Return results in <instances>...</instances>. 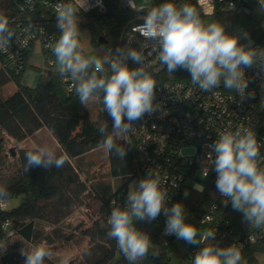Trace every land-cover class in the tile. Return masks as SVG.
Returning <instances> with one entry per match:
<instances>
[{"label": "clouds", "instance_id": "9594fccd", "mask_svg": "<svg viewBox=\"0 0 264 264\" xmlns=\"http://www.w3.org/2000/svg\"><path fill=\"white\" fill-rule=\"evenodd\" d=\"M99 4V0H97ZM93 5L90 0H60L55 6L56 28L59 36L53 46L56 68L62 79L73 82L79 102L88 106L99 101L103 111L113 124L99 125L100 147L124 162L132 145L131 134L136 123L145 115L151 116L161 110L156 101L157 80L148 63V55L157 57L171 75L186 70L193 85L203 92H211L221 86L233 91L241 100L251 98L249 79L245 69L256 66L264 74V47L254 44L246 33L226 31L219 20L205 22L201 11L189 2L163 0L150 7L140 18L142 23L133 26L151 48L147 52L141 42L135 46L124 45L106 49L103 54L86 55L81 41L80 23L82 13ZM234 5L229 4V10ZM264 11V6H262ZM13 22L0 12V50H9L13 42L27 45L32 33V23L24 30L22 40L10 26ZM245 39L246 43L240 41ZM129 61L137 65L129 67ZM208 157L216 172L215 186L223 198L222 204L241 213L242 222L254 228L264 226V154L254 128L239 125L219 131ZM24 171L33 167L61 169L68 160L66 153L58 154L49 144H33L24 152ZM208 171L203 174L205 177ZM173 187H177L174 185ZM194 188L203 191V185ZM187 190L185 197L188 196ZM10 193L0 186V201L7 200ZM169 189L164 186L160 174L153 168L139 180L133 181L122 206H114L107 220L106 235L115 240L118 250L130 264L147 261L157 252L152 247L150 234L136 227L138 221L151 223L163 214L166 217L164 236H175L197 247L190 264H246L242 245L232 243L220 246L217 232H199L186 222V208L182 202L169 204ZM24 264H46L56 255L47 242L24 244L19 249ZM71 254L58 257V264H71Z\"/></svg>", "mask_w": 264, "mask_h": 264}, {"label": "trees", "instance_id": "16d2710c", "mask_svg": "<svg viewBox=\"0 0 264 264\" xmlns=\"http://www.w3.org/2000/svg\"><path fill=\"white\" fill-rule=\"evenodd\" d=\"M163 1V0H162ZM196 6L193 0H181ZM23 0H0V12H3L13 22L10 26L16 31L34 18L38 10L34 8L21 9ZM102 10L90 11L82 16L88 19L87 27L91 33V42L95 47L113 49L119 46V38L126 23L132 18L129 10L122 8L117 0H103ZM159 2L156 0L149 7H145L141 12L146 11ZM264 0H254L250 5V27L246 33L248 39L257 43L264 41ZM38 17V16H36ZM48 28L58 38L59 32L56 28L55 15H47ZM213 21L219 20L226 25V31L235 33L230 26L229 15L226 13L215 12L210 16ZM54 39V40H55ZM246 43L245 39L240 41ZM33 48H26L16 61L5 56L0 50V186H5L12 198H19V203L12 208L0 205V264H24V258L19 254V249L24 244L47 242L51 245L56 238V226H62L64 219L72 211L86 203L87 198L92 194L87 180L81 178L80 160L84 155L100 147L101 136L97 129L100 124L107 122L111 129L113 121L103 107L97 101L98 110L96 116L90 115L88 106L79 102L74 92V88L68 91L66 85L72 81L62 82V78L57 71L56 65L52 60L53 51H45L47 63L41 74V69L36 67L39 76L34 86H27L22 83V76L29 66L30 55ZM52 60V64L49 61ZM182 72L175 74L173 79H182ZM157 85L166 78V73L155 74ZM13 81L16 90L4 96L2 87ZM221 89H224L222 86ZM47 129L56 140V150L58 154L66 153L68 160L63 168L44 169L33 167L27 173L24 171V152L31 147L20 148L13 160L9 159L5 153L4 142L6 138L12 139L15 143L22 142L27 137L33 135L38 130ZM128 151L124 162L107 152L109 162V174L115 178H124L114 191L110 187H94V195L99 201V213L88 226L79 222L78 228L80 235L87 238L88 246L84 250L82 257L78 260L72 259L71 264H128L126 257L118 250L116 241L110 240L106 233L109 230L107 218L114 206L123 205L128 192L130 181L138 177L137 166L131 145H127ZM12 155L13 152L11 153ZM146 175L140 174V178ZM216 172L213 170L207 177L201 178L204 184L203 191L191 189L188 184L182 186L179 192L169 201L182 202L185 206L186 215L195 214L200 210L206 201L217 204L215 219H228L234 228V233L252 231L262 232V237L254 242L246 243L242 247V255L246 264H262L259 255H264V226L260 228L248 229L236 223L231 217L233 211L230 205L222 204V197L216 191L215 181ZM189 193L185 197L184 193ZM1 202V201H0ZM165 216H158L155 221L137 222V228L150 234L152 247L161 245L165 237ZM192 218L191 224L201 226L202 232L212 230L214 223L200 225ZM7 222V226L3 224ZM70 227L69 223H66ZM231 225V226H232ZM51 228V231H50ZM72 236H67L65 241H69ZM14 239V240H13ZM170 239V238H168ZM13 240V241H12ZM169 249L171 255H149L147 261L140 264H173L172 258H180L190 264L189 247L184 255H180L179 243L181 240L170 239ZM216 241L220 246H229L233 240L223 237L217 233ZM50 247V246H49ZM119 253V259L116 255ZM46 264H58L53 257L46 261Z\"/></svg>", "mask_w": 264, "mask_h": 264}, {"label": "built area", "instance_id": "2783aa9c", "mask_svg": "<svg viewBox=\"0 0 264 264\" xmlns=\"http://www.w3.org/2000/svg\"><path fill=\"white\" fill-rule=\"evenodd\" d=\"M117 1L122 8L129 10L132 14V18L121 32L118 47L135 46L139 41L143 43L147 54L151 45L143 40L138 33L133 32V26L136 23H142L140 18L144 13L141 11L145 7L137 6L134 0ZM157 1L163 2L162 0ZM180 1L177 0L178 3ZM193 1L203 17H210L215 12L228 15L240 12L249 13L250 5L254 0ZM58 2L60 0H23L20 7L22 10L25 8L38 10L35 17L29 21L32 23L33 34L28 39L26 46H18L14 41L9 50H1V52L16 61L17 57H20L24 49L28 47L48 49L55 39V34L48 28L47 15H55V6ZM90 3L93 6L87 12L102 10L104 6L103 0H99V4H97V0H90ZM229 4L234 5L231 10H229ZM29 22L17 28L15 31L17 40L23 39L24 30ZM254 44L264 47V41ZM147 59L154 73L165 72L166 78L157 85L156 90V101L162 105L161 110L151 116L145 115L141 121H138L135 125L136 132L130 137L138 172L136 180L140 179V174H147L148 169L153 168L160 174L164 186L169 189V201L185 184L194 190H196L195 184L203 185L204 188V184L200 180L205 177L203 173L209 170V175L213 171L211 159L208 157L210 149L206 146L214 142L219 131L229 126L235 128L245 125L254 128L257 139L262 144L261 152L264 154V74H261L256 66L245 69V76L250 81L248 92L253 95L251 98L241 100L235 92L225 91L221 88L211 92L201 91L198 86L191 83L190 74L186 70L181 73L182 79H173L175 74L182 70H177L170 75L165 66L158 63L155 54L148 55ZM49 63L52 64V60ZM136 66L129 61V67ZM66 81L67 79H62V82ZM66 88L68 91L72 90L73 82L68 83ZM174 185L177 187H173ZM5 204L4 201L0 202L2 207ZM229 205L231 206V204ZM216 210V203L206 201L198 212L186 216V222L191 224L193 218L200 225L214 223L212 230L223 237H229L233 240L232 243L240 244L242 247L246 243L254 242L262 237V232L245 230L234 233V228L227 231V228L233 227V225L228 219L216 220ZM161 216L164 215L161 214ZM141 222L143 224L144 221ZM7 224L5 222L3 227H6ZM164 237V242L161 245L153 246V248L158 255H171L169 240L177 238L174 235ZM196 251L197 248L191 249L190 260Z\"/></svg>", "mask_w": 264, "mask_h": 264}, {"label": "rangeland", "instance_id": "374dc122", "mask_svg": "<svg viewBox=\"0 0 264 264\" xmlns=\"http://www.w3.org/2000/svg\"><path fill=\"white\" fill-rule=\"evenodd\" d=\"M156 0H134L135 4L139 7H149L151 4H153ZM250 14L247 12H240L235 13L232 15H229L230 19V26L233 31H239V32H246L248 31L250 27ZM205 22H213V19L211 17H204ZM88 19L85 16H82V20L80 23V29H81V41L85 48V54L86 55H94V54H103L104 50L100 47H95L91 42V33L87 27ZM262 26H264V23H262ZM57 39H55L52 44L49 47V50L53 49V46L55 44ZM45 56V51L41 49L40 47H34L32 49L30 60H29V66L26 68V70L23 73L22 76V83L27 86H34L39 73L36 67L41 69V74L43 69L46 68V66H50L47 63ZM56 65V60L54 55L51 57ZM16 90V85L13 81H10L6 83L2 87V93L4 96H7L11 93H13ZM90 115L95 117L98 105L97 101L92 102L88 105ZM33 144H49L56 146V140L52 137L51 133L45 129L42 128L35 132L33 135L27 137L22 142L15 143L12 139L6 138L4 142V149L5 153L8 154L9 159L13 160L18 154V151L20 148L23 147H31ZM13 152L14 155L11 153ZM81 165V178H84L87 180L88 185L90 187V191L92 192L91 195H94L96 191H94L95 186H101L105 187L108 186L112 191L116 189V187L121 184L122 180L124 178H115L112 177L109 174V162L107 157V151H105L103 148H98L96 150H92L82 159L80 160ZM136 181V178L132 179L130 183L128 184V190L130 184ZM89 196L87 198L86 203H84L82 206L75 208L72 213L67 216L64 219V224L62 226L57 225V234H59L60 238H56L55 235H53L54 242L49 245L50 248L53 250V252L56 254L54 258L58 261V257L62 254H71L73 259H80L82 257V254L84 250L88 246V240L85 237H82L79 232L78 223L82 222L84 227L88 226L94 219L97 218L99 213V201L95 199V197ZM7 207L12 208L15 207L19 203V198H12L7 200ZM192 215V214H190ZM186 216H189L186 215ZM231 217L232 219L240 224L241 226L248 228V229H254V227H250L242 222V216L241 213L237 211H231ZM71 225L70 227H67V224ZM194 227L198 229L199 232H202V228L199 225L192 224ZM137 227V223H136ZM51 231V228H50ZM72 236V238L69 241H65V238L67 236ZM14 240V239H13ZM12 240V241H13ZM193 245L187 244L183 240H181V243H179V251L180 255H184L186 253V250L189 247H192ZM119 253L116 255V259H119ZM259 260L262 264H264V255H259ZM171 263L173 264H188L184 259L181 260L180 258H172ZM118 264H122L118 263ZM128 264H130V261H128Z\"/></svg>", "mask_w": 264, "mask_h": 264}, {"label": "crops", "instance_id": "0c3cea01", "mask_svg": "<svg viewBox=\"0 0 264 264\" xmlns=\"http://www.w3.org/2000/svg\"><path fill=\"white\" fill-rule=\"evenodd\" d=\"M56 146H57V144H56Z\"/></svg>", "mask_w": 264, "mask_h": 264}]
</instances>
